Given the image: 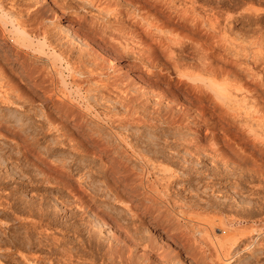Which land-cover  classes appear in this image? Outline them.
Instances as JSON below:
<instances>
[{
  "label": "bare ground",
  "instance_id": "1",
  "mask_svg": "<svg viewBox=\"0 0 264 264\" xmlns=\"http://www.w3.org/2000/svg\"><path fill=\"white\" fill-rule=\"evenodd\" d=\"M242 1L264 4V0ZM193 4V0H0V128H11L24 144L0 140V173L16 176L11 156L22 163L21 149L33 148L40 140L45 142L44 153L53 146L61 149L55 161L49 160L54 168L52 162L46 167L60 173L63 164L72 163L82 180L80 188L89 193L85 199V192L64 183L65 193L56 195L51 211L71 213L65 204L73 203L72 215L80 217L84 238L77 232L65 240L39 230L35 241L29 227L20 232L23 237H15L9 231L15 228L4 226L0 251L8 245L16 255L2 252L0 259L15 264H149L148 253L157 245L141 216L148 213L191 264H264V27L260 25L264 9L247 6L243 14L233 11L235 7L226 8L221 15L205 17L195 13ZM153 10H165L167 15L163 19ZM242 18H248L255 29L236 28ZM64 19L86 20L90 35L83 31L79 37L61 23ZM172 21L189 26L188 43L178 38L184 32L175 33ZM138 29L150 35L156 46L146 45ZM131 36L143 39L145 49L153 51L158 61L165 57L189 70L182 74L193 98L189 109L117 74L96 43L120 46L122 52ZM136 58L146 69L157 65ZM64 73L70 77L71 90ZM111 74L114 80L109 82ZM34 88L44 96L38 95L45 107L30 95ZM68 119L77 132L64 124ZM78 133L95 142L93 149L83 146ZM101 154L124 164L131 161L151 175L149 183L139 179L129 188L131 194L141 189L135 195L146 207L142 213L111 188L104 172H95ZM111 166L114 176L120 174L116 165ZM31 169L37 178L47 182L52 178L53 173L44 168ZM22 196L17 197L19 204L31 213L33 205ZM11 210V204L0 203V223L9 220ZM5 212L8 215L1 218ZM109 220L124 237L107 226ZM160 246L155 252L160 262L181 264L175 251L173 256L172 250L165 254Z\"/></svg>",
  "mask_w": 264,
  "mask_h": 264
},
{
  "label": "rangeland",
  "instance_id": "2",
  "mask_svg": "<svg viewBox=\"0 0 264 264\" xmlns=\"http://www.w3.org/2000/svg\"><path fill=\"white\" fill-rule=\"evenodd\" d=\"M189 1H191V0H189ZM193 2H194V7H195V13L197 12L198 14H200L201 16H218V15H221L222 14V12L223 11H225V9L226 8H228V9H230L231 11L234 9V7H235V9L233 10V11H241V12H243V14H244V12L246 11L245 9L246 8H248L249 6L250 7H252L253 9H256V10H261V9H264V4H257V2H252V3H250V4H245V2H241V0H193ZM199 2V3H198ZM240 2H241V4H240ZM234 4V5H233ZM238 4V5H237ZM252 4V5H251ZM239 5H241V6H239ZM237 6V7H236ZM248 6V7H247ZM255 6V7H254ZM197 9V10H196ZM200 9V10H199ZM207 9V10H206ZM245 10V11H244ZM200 13H199V12ZM153 12H156V10H153ZM203 12V13H202ZM247 12V11H246ZM245 12V13H246ZM208 13V14H207ZM156 14H159V16L161 17L162 16V18L164 19L165 17H166V15H167V12L164 10V11H161V12H159V10L156 12ZM164 15H165V17H164ZM232 15H234L233 13H232ZM236 15V14H235ZM234 15V16H235ZM205 16V17H206ZM70 21V20H69ZM68 20H66V19H64V20H62L61 21V23L64 25H68L69 26V28H70V30L72 31L73 30V32H75L79 37H82V35L85 33V35L86 36H89L90 35V28L87 26V24L86 23H88L86 20H74L75 22H69ZM84 23H83V22ZM173 22V21H172ZM170 22V25L171 26H174L173 28H174V30H176L175 31V33H177L178 34V32L179 31H182V32H186V34H184V33H182V34H180V35H178V38H180L182 41H184L185 43H188V40H189V36H190V34L192 33V31H190V28H189V26H181L180 24H179V22L177 23V22ZM261 27H264V21L262 20V22H261ZM236 26V28H238V29H241V30H243V31H248V32H251V30L253 31V29H255V26L252 24V22H249V20H248V18H242L240 21H238L237 22V24L235 25ZM84 27V28H83ZM135 27V26H134ZM187 27V28H186ZM87 28V29H86ZM135 28H137V27H135ZM182 28V29H181ZM250 28V29H249ZM80 30V31H78V30ZM184 29V30H183ZM179 30V31H178ZM188 30V31H187ZM83 31H84V33H83ZM86 31V32H85ZM140 29H138V32L140 33V36H142V38L144 39V41H145V44H146V42H147V44L146 45H148V44H150V42H152L151 44V48H152V46L154 47V46H156L155 44H153L154 42H153V40H152V38H151V36L150 35H147V34H145L143 31H141ZM88 32H89V34H88ZM83 33V34H82ZM142 33H144V34H142ZM180 33V32H179ZM80 34V35H79ZM88 34V35H87ZM84 35V36H85ZM186 35H188L187 37H185ZM192 35V34H191ZM130 37V36H129ZM135 38V37H134ZM134 38H132V36H131V38H129V42L131 43V45H130V43H129V46L127 47V46H125V49L126 50H128V48L130 47V49L128 50V52L126 51V50H123L124 48L121 46V50H123V51H125L126 52V54H124V52L122 51H120V46L118 47H116V46H112V47H110V45L109 44H106L105 45V43L103 44V42H101V41H97L96 43L100 46V48H101V50H102V52L104 51V54L107 56V58L109 59V61H111V63H112V65H114V68H115V71H117L116 73L117 74H122V76H126V77H128L129 79H131V80H133V82H136L137 84H138V86H140L141 85V87H146V89H148L147 87H149L152 91H155V92H157V93H161L162 95H163V97L162 98H164L165 100H167L168 98H170V99H168V100H176L178 103H180L179 105H181V107L182 108H185V109H189L190 108V106H187V105H191L190 104V101H193V98L191 97V95H190V91L187 89V81H186V79L184 78L185 76L184 75H182L183 73L184 74H186V73H188V69L183 65V64H174V62L173 63H171L172 62V60H170V59H166L165 57L163 58V57H158V58H163V59H159V61H158V59L155 57V54H153V53H150V52H153V51H151V50H147V49H145V48H147V47H145L146 45L145 44H143V39L141 40V42H140V40H137L136 38L134 39ZM151 38V39H150ZM183 38V39H182ZM135 40V41H134ZM179 40V39H178ZM180 40V41H181ZM149 41V42H148ZM101 42V43H100ZM138 42V43H137ZM104 45V46H103ZM139 45V46H138ZM142 45V47H140ZM144 45V46H143ZM148 46H150V45H148ZM138 47V48H137ZM106 48L108 49V50H106ZM111 48H112V50H111ZM118 48V49H117ZM145 49V50H144ZM172 49H174L175 51H179L178 49H177V47L176 46H174L173 45V48ZM187 49V48H186ZM110 50V51H109ZM118 50V51H117ZM140 50V51H139ZM143 50V51H142ZM3 51H5V49H3ZM132 51V52H131ZM134 51V52H133ZM148 51V52H147ZM106 52V53H105ZM145 52V53H144ZM141 53V54H140ZM128 54V55H127ZM138 55V56H137ZM134 57V59H132ZM136 57H139L140 59L142 58V59H144L145 61H147L148 63H150V64H152V65H155V64H157V65H155L153 68L150 66V67H148L147 69L141 64V62H139L138 61V59L136 58ZM147 57H148V59H147ZM156 59V60H155ZM150 61V62H149ZM156 61H158V63L156 62ZM152 62V63H151ZM165 62V63H164ZM160 63H162V65H160ZM167 63V64H166ZM166 64V66L168 67V68H166L164 65ZM171 65V66H170ZM116 66V67H115ZM163 66V67H162ZM174 66V67H173ZM157 67H160V68H157ZM177 69H176V68ZM119 68V69H118ZM173 68V69H172ZM121 69V70H120ZM181 69V70H180ZM187 69V70H186ZM119 72V73H118ZM170 72V73H169ZM127 75H126V74ZM125 74V75H124ZM180 74H181V76H180ZM64 75L67 77L68 75H66V73H64ZM109 77H108V81L110 82V81H112V80H114V79H112V78H114V74H111V75H108ZM112 76V77H111ZM180 76V77H179ZM183 76V77H182ZM65 77V79H66V83H67V88H68V90H71V84H70V77L68 76L67 78ZM112 79V80H111ZM139 82H140V84H139ZM144 82V83H143ZM112 83V82H111ZM109 85H111L110 83H109ZM157 85V86H156ZM156 87V88H155ZM186 88V89H185ZM31 90H33V92H31ZM38 92V93H36V91ZM187 90V91H186ZM34 91H35V93H34ZM40 90H37L36 88H34V89H30V91H29V93H30V95L31 94H33V95H31V96H33L34 98H36L37 100H40L39 102L41 103V101H43L42 100V98H40V97H42L43 95H42V93H40L39 92ZM189 92V93H188ZM167 93V94H166ZM169 93V94H168ZM171 93V94H170ZM37 94V95H36ZM186 94V95H185ZM37 97H36V96ZM40 97H39V96ZM42 95V96H41ZM186 97H185V96ZM177 96V97H176ZM39 97V98H38ZM44 97V96H43ZM168 97V98H167ZM191 97V98H190ZM185 98V99H184ZM188 98H190V99H188ZM163 99V100H164ZM187 99V100H186ZM164 100V101H165ZM189 100V101H188ZM39 103V104H40ZM44 107H45V102L43 101V104H42ZM50 104H46V106H49ZM49 108V107H48ZM50 110H48V111H50L51 112V114L53 113V115L55 116L56 115V117H60V119H62V117L60 116V114L57 112V111H55V108H49ZM52 109V110H51ZM210 115V114H209ZM208 116V114H206V117ZM210 118L212 117V116H209ZM215 120H217V118L215 117V118H213L212 119V121H215ZM64 124H69L68 126L69 127H71V128H73L74 129V131L75 132H77V130H76V128H74L75 126H73L72 125V121L71 120H66V121H64ZM67 126V125H66ZM70 128V129H71ZM7 129V130H6ZM73 129H71L72 130V132H73ZM7 131H8V134H7ZM12 132V130H11V128L8 130V128H3V127H1L0 128V140H4V142L5 143H9V144H11L10 142L11 141H22L21 143L23 144V140H21L19 137H17L16 135H12V133L10 134V133ZM79 135H82V136H80L81 137V139H82V137H83V139H82V144H84L83 146H86V149H93V147H94V141H91L90 142V140L89 139H86L84 136L85 135H83V133H78V139H80V137H79ZM11 136H13V138L11 137ZM2 138V139H1ZM18 140H17V139ZM84 138H85V140H84ZM13 139V140H12ZM20 139V140H19ZM81 139H80V141H81ZM20 142H18L19 144H20V147H23L24 146V144H23V146H22V144L20 143ZM40 142V143H39ZM45 142H41L40 140H38V142H36V146L35 145H33L34 147H35V149H34V147L32 148H30V149H21V150H23V151H20V153L21 154H19V156H20V158L22 157V163L21 162H19V161H16L15 160V157H14V155L13 156H11L12 158H11V160H10V166L12 167V169H13V171L15 172V174L14 175H16V176H11V178H9L10 177V175H4V174H2V173H0V203L5 207V206H8V204H11V211H8L9 213V215L8 214H6L7 212H5L4 213V215H2L1 216V218H4L6 215H8L9 217H7V220L9 219H11L10 221L8 220V221H6V222H4L3 224L2 223H0V225H1V229H0V231L2 230V228L5 226V227H7L8 226V228H10V229H13V228H15V229H13V230H9V231H11V233H12V235L14 236L15 234L17 235V234H19V235H17L18 237H23L22 236V233H20V232H22V231H24V229H25V226L26 227H29V229L30 230H32L33 231V233L35 234V236H34V234H32L33 236H34V240L36 241V239L38 238L37 236L39 235L38 233H37V231H41V234L43 233V235H45V234H47V235H49V236H54V237H56V238H64L65 240H67V239H69V238H72V236H74L75 235V233H77V232H79V238L81 237V238H84L85 237V231H83V232H81L80 230H79V226L81 227V225H80V223H81V219H80V217L78 216V215H76V214H74V215H72L74 212H72V210H75V208L73 207L74 205H73V203H68V205H66L65 204V206L68 208V209H70L71 208V213H69L70 212V210H69V212H60V214H56V215H54L53 213H51V211H52V208H53V202L55 201V198L57 197V196H59V195H61V194H63V193H65L64 192V190H62L61 188H63L61 185L62 184H64L65 183V185L68 187V188H71V189H73V190H75V188H79L78 190L76 189L75 191H79V193L80 192H85V190L83 191V184L81 183L80 184V182H82V180H81V178H78L77 177V174H76V170H75V165L73 166V165H71L72 163H68L67 165V167L69 168L68 170H72V169H74V170H72V171H68V170H66V164H63L62 166H61V169H63V171L62 172H60V173H57V175H56V173H53V172H55V171H53L52 169L54 168L53 166L55 165H53V161H55V160H53V158H55L58 154H57V152H60L61 151V149H57L58 147H52V149L51 148H49L50 150H49V152H46V153H44L45 152V150L44 149H42V147L45 145L44 144ZM94 144V145H93ZM37 147H39L40 148V150L37 148ZM46 147H50V146H46ZM32 149L34 150V151H32ZM39 150V151H38ZM36 151V152H35ZM44 151V152H43ZM38 152V153H37ZM25 153H27L26 155H25ZM33 153V154H32ZM50 153V154H49ZM85 153V152H84ZM108 153V152H107ZM129 154H130V152H128ZM0 154H1V156H3L2 155V152L0 151ZM23 154V155H22ZM38 154V155H37ZM49 154V155H48ZM4 155H6V154H4ZM22 155V156H21ZM40 155V156H39ZM25 156V157H24ZM29 156V157H28ZM47 156V157H46ZM110 156V157H109ZM13 157H14V159H13ZM263 157H264V155H262V160H263V164H264V159H263ZM29 158V159H28ZM46 158V159H45ZM50 158V159H49ZM27 159V160H26ZM34 159V161H32V160ZM102 159V160H101ZM101 159H99V160H95V166H94V168H96L95 169V172L97 173V171L98 172H100L101 171V173H103V175H106V176H104V177H106L105 178V180H106V182H108V184L111 186V188H113L114 190L117 188V192H119V194L121 193V196L124 198V199H126V201L127 202H130L131 200L133 201V204L135 205V204H137L135 207L138 209V212L140 211L141 213H142V211H144V209H146V207L145 206H143V205H141L140 203H142V201L140 202L139 200V196H137L138 195V193L141 191V189H136V193H134V194H131L130 192H129V188L132 186V187H135L134 185L135 184H137L138 182H139V179L141 180V179H144L145 181L147 180V182H148V180H149V182L152 180V177H150L151 175L149 174V175H147V172L145 173H143L142 171H140V170H138V168H136V166H134V165H132V163H131V161H129L130 162V164H128V163H126V164H124V162L122 163V161H124V160H118V159H115V160H117V161H112L113 159H112V157H111V155L110 154H106V155H104V154H101ZM23 160H25V161H23ZM49 160H53V161H51L52 162V169L50 168V165H49V167L47 168L46 166L48 165V163L50 164L51 162L49 161ZM110 160V161H109ZM13 161V162H12ZM97 161V162H96ZM104 161V162H103ZM109 161V162H108ZM33 162V163H32ZM37 162V163H36ZM13 163H15V164H13ZM19 163V164H18ZM20 163H21V165H20ZM24 163L26 164V166H28V165H30V166H28V167H25V165H24ZM32 163V164H31ZM35 163L37 164V165H35ZM42 163V164H41ZM54 163H56V162H54ZM116 163V164H115ZM18 164V165H17ZM46 164V165H45ZM70 164V165H69ZM102 164V165H101ZM107 164V165H106ZM122 164V165H121ZM17 165V166H16ZM24 165V167H22ZM111 165H113V166H115L116 165V167H118L117 168V170H118V172H120V174L119 173H117V176H114V175H116V173L114 174V173H112L111 172V169H110V166ZM19 166V167H18ZM32 166H38V167H40V169H45L47 172H49V174H51V173H53L52 174V178L51 179H48V182L50 183H48L47 182V180L46 181H44V180H42L39 176H38V178H37V175H35L36 173L35 172H33V170L31 169L32 168ZM44 166V167H43ZM58 166V165H57ZM65 166V167H64ZM71 168H70V167ZM101 166H103V168L101 167ZM124 166H125V168H124ZM134 166V167H133ZM99 167V168H98ZM112 167V166H111ZM20 169L19 171L17 170V169ZM34 168V167H33ZM58 168H60V167H58ZM97 168L99 169V170H97ZM123 170H122V169ZM134 168H136V169H134ZM27 169H29V171L27 170ZM49 169V170H48ZM108 169H110V170H108ZM125 169V170H124ZM31 170V171H30ZM64 170L66 171V172H64ZM103 170V171H102ZM106 170V171H105ZM130 170V171H129ZM58 171H61V170H58ZM75 171V172H74ZM125 171V172H124ZM139 171H140V173H139ZM30 172V173H29ZM95 172L93 173V175H95ZM142 172V173H141ZM110 173H112L113 174V176H112V174H110ZM122 173V174H121ZM18 174H19V176H18ZM21 174V175H20ZM69 174V175H68ZM141 174V175H140ZM142 174H145V175H142ZM55 175V176H54ZM63 175V176H62ZM124 175H125V178H123L124 177ZM19 178H18V177ZM26 176V177H25ZM143 176V177H142ZM8 177V178H7ZM21 177V178H20ZM36 177V178H35ZM58 177V178H57ZM64 177V178H63ZM141 177V178H140ZM7 178V179H6ZM55 178H57V179H55ZM59 178H62V179H59ZM93 178V177H92ZM9 179V180H8ZM20 179V180H19ZM38 179V180H37ZM76 179V180H75ZM79 179V180H78ZM1 180H2V182H1ZM6 180V181H5ZM19 180V181H18ZM58 180H59V182H58ZM62 180V181H61ZM108 180V181H107ZM10 181V182H9ZM40 181V182H39ZM58 182V183H57ZM130 182V183H129ZM148 182V183H149ZM3 183V184H2ZM46 183V184H45ZM58 184H59V186H58ZM78 184V185H77ZM73 187H71V186ZM82 185V186H81ZM76 186V187H75ZM80 186L82 187V188H80ZM128 186V187H127ZM126 187V188H125ZM85 189V188H84ZM128 189V190H127ZM126 190V191H125ZM123 192V193H122ZM9 193V194H8ZM22 193H24V195L22 194ZM17 194H19V195H17ZM24 196H22V195ZM84 194H86L85 195V199H87L88 198V194L85 192ZM135 194H137V195H135ZM57 195V196H56ZM124 195V196H123ZM8 196V197H7ZM20 196H22V198L24 199V200H27L28 202H30L33 206V208H32V211H31V213L30 212H28V209L27 208H23V207H21L22 205L21 204H19V202H18V200H17V197L19 198ZM32 197V198H31ZM65 197V196H64ZM127 197V198H126ZM26 198V199H25ZM29 198H31L32 200H29ZM69 199V198H68ZM130 201H129V200ZM8 201V202H7ZM13 201H14V204H13ZM131 201V202H132ZM16 203V204H15ZM38 203V204H37ZM40 204V205H39ZM71 204V205H70ZM143 204V203H142ZM13 205V206H12ZM18 205V206H17ZM20 206V207H19ZM71 206V207H70ZM144 207V209H142ZM17 208V209H16ZM141 208V209H140ZM20 209V210H19ZM10 210V209H9ZM22 210V211H21ZM35 211V212H34ZM139 212V213H140ZM11 213V214H10ZM27 214H30V215H27ZM40 214V215H39ZM44 214H46L45 215V217H44ZM51 214V215H50ZM69 214V215H68ZM4 216V217H3ZM32 216V217H31ZM34 216V217H33ZM141 216H142V218L144 219V221H145V223L147 224L146 226L148 227V229H149V232H150V234H151V238L153 239V241H154V243H155V245H157V246H155V250L153 251H151V252H149L148 253V258H149V260L151 261H149L148 260V263L150 264V263H152L153 264V262L154 263H156V264H158L160 261H161V259L157 256V253H155L156 252V249L157 248H159L158 247V245L161 247V248H163L164 247V249L166 250V253H165V250H164V253L165 254H167V252L168 253H170L171 252V250H172V252L170 253L171 255H172V253L173 254H175L174 256H176V254H178L179 255V260H181V264H191V261H190V259H189V257L187 256V254L185 253V252H181L179 249H180V247H179V244H177V243H174L173 241H171V239L169 238L168 239V236L166 235V232H163V230H162V228L160 227V226H156L155 225V221L154 220H152L151 219V217L149 216V214L148 213H146V214H141ZM15 217V218H14ZM18 217V218H17ZM42 217V218H41ZM71 217V218H70ZM13 218H14V220H13ZM45 218V219H44ZM65 218H67V219H65ZM16 219V220H15ZM109 219V218H108ZM30 220V221H29ZM66 220V221H65ZM2 221V220H1ZM15 221V222H14ZM3 222V221H2ZM36 222V223H35ZM46 222V223H45ZM23 223H24V225H23ZM68 223V224H67ZM63 224V225H62ZM79 224V225H78ZM109 224H110V226H109ZM13 226V227H12ZM24 226V227H23ZM72 226V227H71ZM108 227H112V226H114L113 227V229L115 228V223H113L112 222V220H109V222H108V225H107ZM18 228V229H17ZM50 228V229H49ZM51 229H52V231H51ZM112 228H111V230H113ZM116 229V230H115ZM113 231H114V233L115 232H117V233H119L120 235H122L123 237H124V233H120V231H117L118 229L117 228H115ZM77 230V231H76ZM13 231H14V233H13ZM16 231V232H15ZM76 231V232H75ZM82 233V235L84 234V236L82 237L81 236V233ZM1 233V232H0ZM2 234V233H1ZM0 234V235H1ZM16 235H15V237H16ZM24 235V234H23ZM37 235V236H36ZM32 236V237H33ZM121 236V237H122ZM127 243H129L130 244V242L128 241ZM169 244V245H168ZM177 244V245H176ZM4 247H6V248H4ZM8 245H6V246H3V248L1 249L2 251H0V254L2 253V252H4V253H8V254H10L11 252V254H14L13 256H15L16 255V253L14 252V250L13 249H11V247H9ZM123 247V246H122ZM168 247V248H167ZM171 247V248H170ZM124 248H125V246H124ZM167 248V249H166ZM4 249V250H3ZM7 249V250H6ZM176 249H177V251H176ZM123 250H126V248L125 249H123ZM168 250V251H167ZM177 252V253H176ZM186 254V255H185ZM169 255V254H168ZM170 255V256H171ZM173 256V255H172ZM158 260V261H157ZM100 261V260H99ZM157 261V262H156ZM163 262V261H162ZM160 262L159 264H165V262ZM0 264H15V263H13L12 261H10V259H6V258H2V259H0ZM100 264V263H99Z\"/></svg>",
  "mask_w": 264,
  "mask_h": 264
}]
</instances>
